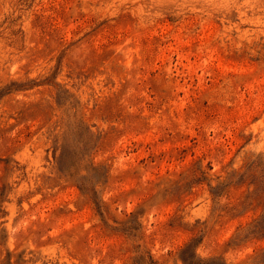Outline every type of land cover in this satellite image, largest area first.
Masks as SVG:
<instances>
[{
  "label": "rangeland",
  "instance_id": "rangeland-1",
  "mask_svg": "<svg viewBox=\"0 0 264 264\" xmlns=\"http://www.w3.org/2000/svg\"><path fill=\"white\" fill-rule=\"evenodd\" d=\"M0 264H264V0H0Z\"/></svg>",
  "mask_w": 264,
  "mask_h": 264
}]
</instances>
